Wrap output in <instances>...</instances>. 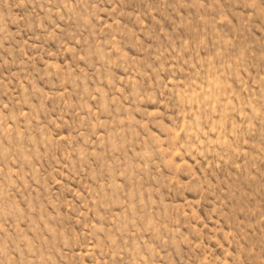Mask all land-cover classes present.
Returning <instances> with one entry per match:
<instances>
[{"label": "rangeland", "instance_id": "obj_1", "mask_svg": "<svg viewBox=\"0 0 264 264\" xmlns=\"http://www.w3.org/2000/svg\"><path fill=\"white\" fill-rule=\"evenodd\" d=\"M0 264H264V0H0Z\"/></svg>", "mask_w": 264, "mask_h": 264}]
</instances>
